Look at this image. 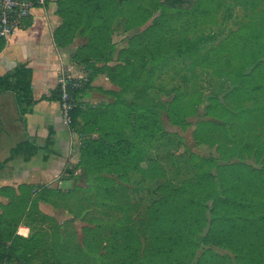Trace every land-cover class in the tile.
<instances>
[{"label":"rangeland","instance_id":"rangeland-1","mask_svg":"<svg viewBox=\"0 0 264 264\" xmlns=\"http://www.w3.org/2000/svg\"><path fill=\"white\" fill-rule=\"evenodd\" d=\"M103 13L116 50H128L132 43L140 47L132 41L145 38L160 10L151 0H113ZM164 18L152 76L166 103L155 109L160 129L121 164L87 174L80 148L100 134L77 132L72 174L65 172L76 192L63 203L67 217L43 216L28 233L16 234L18 264L49 256L55 264H178L176 252L167 259L155 254L161 226L152 218L154 202L169 185L167 198L183 191L199 198L209 184L219 201L230 203L216 209L212 198L204 200L206 218L196 237L203 242L180 264H264V0H199L192 10L167 9ZM83 26L76 33L86 43ZM201 37L189 54L173 51ZM235 196L251 202L240 207ZM127 228L139 236L131 253L114 244Z\"/></svg>","mask_w":264,"mask_h":264},{"label":"crops","instance_id":"crops-1","mask_svg":"<svg viewBox=\"0 0 264 264\" xmlns=\"http://www.w3.org/2000/svg\"><path fill=\"white\" fill-rule=\"evenodd\" d=\"M62 22L57 0H47L14 34L0 38V80L6 79L0 82V251L10 264L19 260L15 235L28 233L43 216L67 217L63 203L76 195L65 174L74 149L61 122L58 72L88 80L73 96L75 113H81L75 121L79 132L103 123L94 109L109 104L120 90L105 68L117 62L87 67L73 57L82 43L78 33L68 45H57Z\"/></svg>","mask_w":264,"mask_h":264},{"label":"trees","instance_id":"trees-1","mask_svg":"<svg viewBox=\"0 0 264 264\" xmlns=\"http://www.w3.org/2000/svg\"><path fill=\"white\" fill-rule=\"evenodd\" d=\"M112 1L57 0L58 13L63 17L62 28L56 33L57 45L65 46L71 43L76 31L80 29L78 24L83 23L86 26L82 27L81 32L87 28L89 38L86 43L82 42L72 54L74 58L87 67H93L97 62L107 64L114 57L115 52L117 53L114 58L117 63L114 66H105V68L112 81L120 86V90L113 93V100L109 104L97 110L94 109L95 114L99 115L97 120L100 117L104 119L103 123L96 128L100 135L94 139L83 141L80 148L79 161L81 165L83 164L86 174L95 166L109 169L113 165L121 164L128 154L134 150L142 149V141L149 142L160 129L159 116L155 109L166 103L157 97L155 92L158 90L152 76L156 67V52H158L159 46L162 47V43H164V36L161 33L166 26L164 14L167 9L192 10L199 2V0H151L153 7L160 10V15L154 17L151 24L145 29L143 35L145 38L136 36L132 41L136 45L139 44L140 47H135L132 43L130 47L126 48L128 50L125 48L116 50L115 43L108 35V19L103 13ZM159 21H161L160 24H158ZM159 29L160 33H158ZM202 40L203 37L187 42L186 46H175L173 51L178 55L189 54ZM112 54L114 55L112 56ZM148 64H150V68L146 70ZM4 79H1L0 82ZM85 84L81 88L75 89L73 96L84 88ZM129 94L132 95V100H128ZM76 108L75 106L72 111L73 127L76 132H79L75 121L81 116V113H75ZM129 130L133 132L132 136L129 135ZM79 133L85 132L80 131ZM138 155L139 152L136 153V156ZM65 172L72 174V170L69 168ZM201 175L202 177L206 176L204 173ZM78 179V177L75 178L76 181ZM169 186L160 190L161 195L154 202L155 211L152 218H155L157 225L161 226L159 235H155L157 242L160 243L155 254H157L156 256L165 255L164 257L167 259L176 252L179 254L178 264H180L186 259L189 260L188 257H193L198 243L203 242L196 237L206 218L204 200L207 197L212 198L216 209L223 203L228 205L230 202L219 201L217 191L213 192V186L210 184L206 196L199 198L190 197L191 195L184 191L181 197L167 198ZM182 186L187 188V183ZM184 187L181 189L186 191ZM241 198L235 196L231 200L240 207H246L251 202ZM215 208L212 210V222L215 221ZM155 237L154 239H156ZM138 241V234L127 228L124 232L116 235L114 244L118 245L119 250L131 253L134 243ZM0 258H5L1 251ZM46 259L50 261H42L38 264H55L57 262L52 256Z\"/></svg>","mask_w":264,"mask_h":264},{"label":"built area","instance_id":"built-area-1","mask_svg":"<svg viewBox=\"0 0 264 264\" xmlns=\"http://www.w3.org/2000/svg\"><path fill=\"white\" fill-rule=\"evenodd\" d=\"M47 0H0V37L7 39L20 28L21 21L30 14L36 5H44ZM87 78L78 79L65 69L57 75L58 100L61 122L68 129L72 144L77 137L73 127L72 111L76 104L73 91L81 88ZM0 264H10L5 258H0Z\"/></svg>","mask_w":264,"mask_h":264},{"label":"clouds","instance_id":"clouds-1","mask_svg":"<svg viewBox=\"0 0 264 264\" xmlns=\"http://www.w3.org/2000/svg\"><path fill=\"white\" fill-rule=\"evenodd\" d=\"M22 231H26V230L22 229Z\"/></svg>","mask_w":264,"mask_h":264}]
</instances>
